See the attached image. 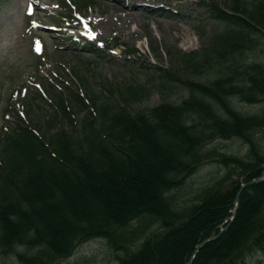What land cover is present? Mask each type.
<instances>
[{
    "label": "trees",
    "instance_id": "trees-1",
    "mask_svg": "<svg viewBox=\"0 0 264 264\" xmlns=\"http://www.w3.org/2000/svg\"><path fill=\"white\" fill-rule=\"evenodd\" d=\"M201 4L223 27L154 72L162 89L187 90L180 101L133 108L152 93L150 82L113 86V101L94 90L87 98L53 91L51 118L36 128L18 117L0 134V254L54 264L104 238L122 251L118 264H264V181L244 187L233 214L242 183L264 171V109L238 107L264 101V60L243 59L262 42L264 0ZM213 67L212 79L196 78ZM231 139L245 154L206 148ZM213 162L223 174L179 209L173 191ZM153 225L164 230L148 233Z\"/></svg>",
    "mask_w": 264,
    "mask_h": 264
},
{
    "label": "rangeland",
    "instance_id": "rangeland-1",
    "mask_svg": "<svg viewBox=\"0 0 264 264\" xmlns=\"http://www.w3.org/2000/svg\"><path fill=\"white\" fill-rule=\"evenodd\" d=\"M201 1L125 0V3H117L112 0H96L95 4L86 9L78 6L71 9L60 0H0V132L5 127L14 126L18 110L26 113L30 105L33 111L26 113L24 119L31 126L38 128V122L43 117L51 118L54 109L49 101L53 97V90L67 92V97L73 92L91 96L90 92L94 90L105 99L113 101L116 99L111 92L113 86L150 82L154 86L152 93L144 101L133 104V108L154 106L164 98L180 101L187 90L182 85L172 91L162 89V78L154 76L157 67L151 68L149 64H163L165 68L177 65V50L200 51L205 38L207 40L214 31L223 27L224 23L214 19ZM30 2L39 4H35L36 26L61 25L67 29L65 33L56 37L58 33L43 27L34 28L32 34L31 31L27 33L29 18L26 9ZM128 2H136L138 6H126ZM128 12L134 14L133 20ZM68 13L73 17L68 19ZM145 15H150V18ZM201 34H205V37H201ZM40 40L42 42L39 43L43 45L38 46L39 54L43 57L35 56L31 50L32 44ZM261 40L258 48L248 50L243 55L244 61L264 60V33H261ZM72 42H80V47L75 48ZM115 42L120 45L110 48ZM86 43L90 45L82 48ZM94 45L103 48L101 50L104 54L100 55L92 47ZM129 47L139 48L140 54L126 59L125 50ZM216 74L217 68L213 67L196 78L208 80ZM82 76L87 80L82 81ZM39 86L47 97L36 89ZM32 95L36 98L32 99ZM46 98L48 101H45ZM238 107L256 112L264 109V101L255 105L238 103ZM88 110L80 113L79 118L88 114ZM214 145L242 155L246 152L245 146L237 139L211 141L206 148ZM223 172V166L216 162L197 169L184 185L173 191L178 208L191 206L195 196ZM152 227L148 233L164 230L158 228V225ZM18 250L22 252L23 249ZM120 253L122 251H116L107 239L99 238L79 244L71 257L60 259L54 264H118L117 254ZM0 264L22 263L10 253L0 254Z\"/></svg>",
    "mask_w": 264,
    "mask_h": 264
},
{
    "label": "water",
    "instance_id": "water-1",
    "mask_svg": "<svg viewBox=\"0 0 264 264\" xmlns=\"http://www.w3.org/2000/svg\"><path fill=\"white\" fill-rule=\"evenodd\" d=\"M261 181H264V176L258 177V178H256V179H252V180L249 181L248 183L243 184V185L241 186L240 190H239L238 193H237V196H236V205H237V203H238V201H239L240 194H241V192L243 191V189H244V187H245L246 185H248V184H254V183H259V182H261ZM236 210H237V208L235 207V209H234V213L236 212ZM204 243H205V241H204ZM190 264H192V262H190Z\"/></svg>",
    "mask_w": 264,
    "mask_h": 264
},
{
    "label": "bare ground",
    "instance_id": "bare-ground-1",
    "mask_svg": "<svg viewBox=\"0 0 264 264\" xmlns=\"http://www.w3.org/2000/svg\"><path fill=\"white\" fill-rule=\"evenodd\" d=\"M131 5L133 6L132 8L137 7L136 2H132ZM129 9H130V8H129ZM158 11H161V10L159 9ZM127 14H129V12H128ZM129 17L132 18V20L135 18L133 13H130V14H129ZM145 17H146V18H150V15H145Z\"/></svg>",
    "mask_w": 264,
    "mask_h": 264
}]
</instances>
